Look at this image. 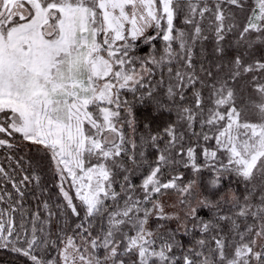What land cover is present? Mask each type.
I'll return each instance as SVG.
<instances>
[{"label": "snow or ice", "instance_id": "6c2138e0", "mask_svg": "<svg viewBox=\"0 0 264 264\" xmlns=\"http://www.w3.org/2000/svg\"><path fill=\"white\" fill-rule=\"evenodd\" d=\"M0 264H264V0H0Z\"/></svg>", "mask_w": 264, "mask_h": 264}]
</instances>
